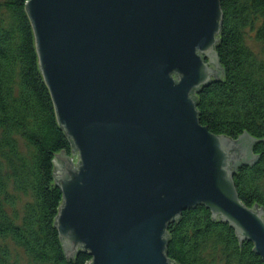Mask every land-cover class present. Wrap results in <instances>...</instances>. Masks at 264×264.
Wrapping results in <instances>:
<instances>
[{
  "label": "water",
  "instance_id": "water-1",
  "mask_svg": "<svg viewBox=\"0 0 264 264\" xmlns=\"http://www.w3.org/2000/svg\"><path fill=\"white\" fill-rule=\"evenodd\" d=\"M55 120L62 196L52 224L68 261L177 264L167 226L204 205L264 262V208L239 198L234 173L256 140L216 135L194 94L223 70L219 0H25ZM73 159L75 161H73Z\"/></svg>",
  "mask_w": 264,
  "mask_h": 264
},
{
  "label": "trees",
  "instance_id": "trees-1",
  "mask_svg": "<svg viewBox=\"0 0 264 264\" xmlns=\"http://www.w3.org/2000/svg\"><path fill=\"white\" fill-rule=\"evenodd\" d=\"M25 0H0V264H84L78 250L63 255L52 220L62 196L51 158L70 142L57 126L49 89L37 68ZM223 75L194 94L202 125L216 135L256 140L258 159L237 167L240 200L264 208V0H219ZM251 35L260 52L247 42ZM204 205L184 209L167 226V256L177 264H264L253 243L239 239L229 223L213 221Z\"/></svg>",
  "mask_w": 264,
  "mask_h": 264
},
{
  "label": "rangeland",
  "instance_id": "rangeland-1",
  "mask_svg": "<svg viewBox=\"0 0 264 264\" xmlns=\"http://www.w3.org/2000/svg\"><path fill=\"white\" fill-rule=\"evenodd\" d=\"M247 42L253 49H255L257 52H260V48H261L260 44L254 41V39L251 38V35L247 36ZM73 161L75 160L73 159Z\"/></svg>",
  "mask_w": 264,
  "mask_h": 264
}]
</instances>
